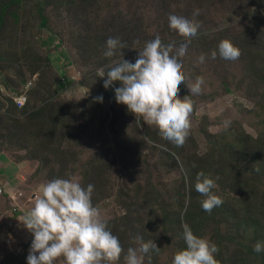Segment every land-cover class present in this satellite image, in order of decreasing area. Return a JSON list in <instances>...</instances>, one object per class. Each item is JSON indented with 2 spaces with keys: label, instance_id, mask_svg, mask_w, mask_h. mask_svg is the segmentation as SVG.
Masks as SVG:
<instances>
[{
  "label": "rangeland",
  "instance_id": "obj_1",
  "mask_svg": "<svg viewBox=\"0 0 264 264\" xmlns=\"http://www.w3.org/2000/svg\"><path fill=\"white\" fill-rule=\"evenodd\" d=\"M170 14L200 25L180 58L187 82L205 81L198 95L179 86L193 103L183 146L139 127L116 102L120 82L105 89L107 76L96 75L123 58L135 63L157 35L185 42ZM109 37L125 45L111 58ZM223 39L240 49L237 60L210 58ZM0 159L32 185L16 199L0 184L10 200L0 201V264H27L33 236L18 219L40 184L72 176L94 185L92 203L124 248L117 264L137 236L160 248L151 264H172L186 248L182 223L218 246L219 264H264L253 251L264 242V0H0ZM201 171L223 200L211 213L192 186Z\"/></svg>",
  "mask_w": 264,
  "mask_h": 264
},
{
  "label": "clouds",
  "instance_id": "obj_2",
  "mask_svg": "<svg viewBox=\"0 0 264 264\" xmlns=\"http://www.w3.org/2000/svg\"><path fill=\"white\" fill-rule=\"evenodd\" d=\"M193 15H199V10ZM168 20L169 28L185 42L177 47L175 42L165 44L157 35L139 49L135 63L123 58L99 68L96 75L107 76L105 89L120 82L121 86L115 88L116 102L127 107L139 127L145 124L155 127L162 139L183 146L191 128L193 103L190 96L180 98L179 86L186 82L191 95H198L205 81L198 76L195 82H187L180 58L186 56L200 25L175 14H170ZM118 48L124 49L125 45L119 38L109 37L104 56L113 57ZM218 54L221 59L235 61L241 52L231 41L223 39L218 52L213 50L210 58L214 60ZM205 60V54H201L197 64ZM94 100L103 102V97L97 96ZM192 186L203 197L199 201L203 211L211 213L223 204L222 198L212 191L217 186L215 181L204 172L197 173ZM93 191L94 185L84 187L75 176L52 179L38 186L33 206L18 219L33 236L27 264H117L120 261L124 248L93 205ZM182 229L186 248L175 253L172 264H219L216 259L219 248L215 243L195 235L187 223H182ZM135 242L138 246L127 249L124 264H145L146 257L151 264V253L160 252L155 241L145 242L137 236ZM253 251L264 252V242L258 241Z\"/></svg>",
  "mask_w": 264,
  "mask_h": 264
},
{
  "label": "crops",
  "instance_id": "obj_3",
  "mask_svg": "<svg viewBox=\"0 0 264 264\" xmlns=\"http://www.w3.org/2000/svg\"><path fill=\"white\" fill-rule=\"evenodd\" d=\"M29 177L17 175L16 167L9 165L7 162H3L0 159V184H5L6 187L10 189H17L20 191V193H23L24 196H27V190L25 189V187L32 186L29 182ZM0 201H4V202L7 201L10 204V200L6 196L4 198L0 197ZM21 202L23 208H27L30 205L29 201H24V198L19 203ZM32 206H33V201L31 206L27 210H29ZM4 215H7L6 210L4 211ZM4 217L6 219V216Z\"/></svg>",
  "mask_w": 264,
  "mask_h": 264
},
{
  "label": "built area",
  "instance_id": "obj_4",
  "mask_svg": "<svg viewBox=\"0 0 264 264\" xmlns=\"http://www.w3.org/2000/svg\"><path fill=\"white\" fill-rule=\"evenodd\" d=\"M26 100H27L26 94H20V96L17 99H15V103L16 105H18L19 109H23L25 107ZM0 193H2L1 187H0ZM13 194H15L16 199L20 197L19 196L20 193H18L17 189L13 191Z\"/></svg>",
  "mask_w": 264,
  "mask_h": 264
},
{
  "label": "trees",
  "instance_id": "obj_5",
  "mask_svg": "<svg viewBox=\"0 0 264 264\" xmlns=\"http://www.w3.org/2000/svg\"><path fill=\"white\" fill-rule=\"evenodd\" d=\"M41 17H42V22L45 23L46 22V19H45V16H44V13L43 12L41 13Z\"/></svg>",
  "mask_w": 264,
  "mask_h": 264
}]
</instances>
